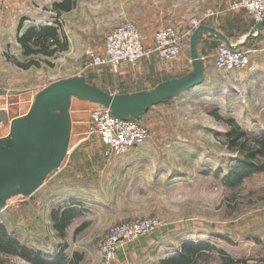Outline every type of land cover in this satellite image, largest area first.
Listing matches in <instances>:
<instances>
[{
	"label": "rangeland",
	"instance_id": "374dc122",
	"mask_svg": "<svg viewBox=\"0 0 264 264\" xmlns=\"http://www.w3.org/2000/svg\"><path fill=\"white\" fill-rule=\"evenodd\" d=\"M234 1L75 0L73 11L59 18L72 36L71 48L48 58L50 65L38 56L39 67L23 70L15 63L28 58L18 54L15 36L19 25L23 31L31 20L21 16L23 4L0 0V123L6 125V115L30 109L22 100L26 92L72 76H112L110 67H89L84 54L96 50L115 24L112 5L120 9L121 22L161 21L162 27L182 33L187 45L189 27L205 24L225 7L228 30H246L244 10H229ZM41 10L42 17L47 15L45 7ZM243 47L250 50L247 67L210 70L202 84L137 119L148 129L141 146L114 155L85 128L84 138L76 145L72 139L69 146L82 150L73 167L65 170L63 160L34 193L16 191L7 198L0 226L51 264L58 256V264H70L76 254L81 256L77 264H99L101 242L113 226L148 219L159 226L120 243L110 264H160L187 252L189 264H264V171L238 170L231 179L239 158L225 145L231 122L251 139L264 138V68H252L264 43L254 39ZM101 85L110 93L107 83ZM94 106L73 98L74 131L86 116L89 121ZM65 211L70 221L60 233L52 218ZM0 257L5 264H33L7 253Z\"/></svg>",
	"mask_w": 264,
	"mask_h": 264
},
{
	"label": "water",
	"instance_id": "95a60500",
	"mask_svg": "<svg viewBox=\"0 0 264 264\" xmlns=\"http://www.w3.org/2000/svg\"><path fill=\"white\" fill-rule=\"evenodd\" d=\"M262 26L264 19L255 24V31ZM202 29L203 26H197L188 42L192 72L169 79L148 91L131 95L110 94L88 84L83 76L55 80L38 91L30 109L13 118L8 134L0 137V210L16 191L31 195L60 167L69 147V108L73 98L105 106L118 119L136 120L149 107L202 84L203 66L195 52V37ZM218 36L226 45L232 46L224 36Z\"/></svg>",
	"mask_w": 264,
	"mask_h": 264
},
{
	"label": "crops",
	"instance_id": "0c3cea01",
	"mask_svg": "<svg viewBox=\"0 0 264 264\" xmlns=\"http://www.w3.org/2000/svg\"><path fill=\"white\" fill-rule=\"evenodd\" d=\"M32 1L33 3H30V1L28 0H15L18 6H20L21 4L24 5L23 12L25 14L22 13L21 16L23 17L25 16L31 20L29 24L23 25L25 28L23 31L21 30L22 26L19 25L20 30L18 31L17 36H15V43L17 46L18 54L24 59L28 58L24 56L22 53V48L17 41L18 37L28 28L38 29L39 27L42 26H49L51 28H55L57 33H59L60 37L62 34L67 41V48L64 51L70 49L72 45V36L71 34H69V32H67L66 27L62 25L59 18L63 14L65 15L73 11L75 6H70L69 10H62V9L57 10L54 9L53 7L55 4H60L68 0H32ZM41 7H45V9L47 10L45 11L47 15H44L43 17L40 15V13L42 12ZM112 7L116 9L115 12L114 9L113 10L110 9V10H112L113 14L116 13L115 24L117 25L118 23L121 22L120 9L115 7V5H112ZM225 8L226 10H228L227 7ZM106 10H109V8ZM226 10L220 9L219 12L215 13L214 18L207 21L205 24H202L201 26H203V29L195 37V52L202 63L204 77H206L208 71L215 69L213 64V56H212L213 51L220 44H225L224 41L220 39V37L218 36L219 34L224 36L231 45H238L243 47L246 44H248L250 41H253L254 39L258 44L264 43V26H262L258 31H255L254 29L255 24L251 20L250 16L246 13V11L241 12L242 13L241 23L244 22V24H246V30H244L243 32L241 31L230 32V29L228 30V25H230L231 23L230 22L229 24L226 23V19H225ZM107 12L109 11H106V13ZM26 13L29 14L26 15ZM131 22L140 32L143 41L147 46H150L152 44V38L155 31L162 28L163 25L161 21L157 22L156 24L151 23L148 25L147 24L138 25L133 20ZM115 24L113 25V27H111V29L116 26ZM195 28L196 27L194 28L191 26L189 27L188 42ZM207 28H209L210 30L208 31ZM111 29L109 31H111ZM103 41L102 44L97 47L96 49L97 51L101 50ZM261 50H262L261 52L258 51L259 54L256 56L257 58L255 59V62H253L252 64V68L258 70L260 68H264V47L261 48ZM15 57L17 58V56ZM15 65L18 68L22 69L20 66H18V63H15ZM28 69H23V70H28ZM191 72H192V63L189 54V44L187 43V45L184 46L181 54L169 62H162L159 60V58L155 53H150L149 56L140 59L135 64H127V63L121 64L119 67L113 69V74L110 78H108V76L106 75L105 76L89 75L87 77L86 75H84L83 77L85 78V81H87L86 79L89 78L91 84L99 88L102 87L101 84L107 83L111 88L110 94L131 95L143 91H148L156 87L158 84L163 83L169 79L186 76L189 75ZM262 73L264 75V72ZM36 93L37 92L24 93L22 100H24V106L26 108H28L29 104L32 105ZM72 100L70 107L72 106ZM83 102H87V101H83ZM154 106L149 107L144 114H147L151 108H154ZM69 113L71 118V133L69 140V146H70L72 139L76 141L74 143L76 145L84 138L83 135H85L86 129L89 126L88 125L89 121H88V117L86 116L85 119L86 121H82L85 122V125L82 124L81 122V124H79L78 129L74 131L72 113L70 110ZM23 114L19 113L8 116L6 115L7 118L6 125L0 123V137H5L8 134L11 120ZM78 155H82V150L80 148L72 147L71 149H69L68 147L67 154L64 158L65 167L64 166L63 167L65 168V170L73 167L74 162H77L76 161L77 159L75 157ZM16 256L21 257L20 255H16ZM0 264H5V262L1 259V257H0Z\"/></svg>",
	"mask_w": 264,
	"mask_h": 264
},
{
	"label": "built area",
	"instance_id": "2783aa9c",
	"mask_svg": "<svg viewBox=\"0 0 264 264\" xmlns=\"http://www.w3.org/2000/svg\"><path fill=\"white\" fill-rule=\"evenodd\" d=\"M243 9L254 24L264 19V0H236L229 10ZM197 27V22L194 23ZM186 39L182 33L166 26L155 31L152 44L147 46L138 29L130 22L118 23L105 36L100 51L86 49L84 54L89 67L115 69L123 63L135 64L155 53L160 61L169 62L181 54ZM214 67L222 71L242 69L248 66L250 50L241 46L220 44L212 53ZM90 134L96 133L111 153L120 155L141 146L148 137V129L138 120L118 119L110 110L95 104L89 114ZM159 226L156 219L136 221L113 226L101 242V261L110 264L120 243L144 236Z\"/></svg>",
	"mask_w": 264,
	"mask_h": 264
},
{
	"label": "trees",
	"instance_id": "16d2710c",
	"mask_svg": "<svg viewBox=\"0 0 264 264\" xmlns=\"http://www.w3.org/2000/svg\"><path fill=\"white\" fill-rule=\"evenodd\" d=\"M70 6H75V0L55 4L53 7L57 10H69ZM17 41L22 48L23 55L28 57L26 62L18 63V66L22 69L39 67L38 56L43 58L42 60L45 64L50 65L48 58L56 56V54L67 48V41L63 35L61 34L60 37L56 29L49 26H42L38 29L28 28L18 37ZM231 124L232 126L226 133L225 145L229 150L235 151L239 158V164L230 171L229 177L231 179L235 178L238 170L264 171V138L251 139L237 125L232 122ZM52 219L54 221V228L62 233L70 221V214L65 211L60 218L54 216ZM81 228L82 226L78 227L75 231ZM0 252L20 255L33 264H51L38 251H32L18 245L17 240L12 238L2 226H0ZM80 259L81 256L76 254L75 260L70 264H77ZM190 261L191 253L187 252L182 257L161 261L160 264H189ZM58 263H60V256L54 260V264Z\"/></svg>",
	"mask_w": 264,
	"mask_h": 264
}]
</instances>
